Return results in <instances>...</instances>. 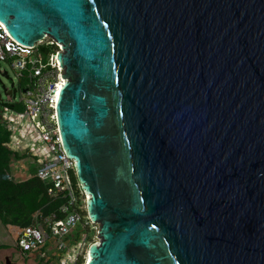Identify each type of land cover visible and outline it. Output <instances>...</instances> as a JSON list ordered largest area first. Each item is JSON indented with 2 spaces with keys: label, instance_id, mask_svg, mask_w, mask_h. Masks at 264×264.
<instances>
[{
  "label": "water",
  "instance_id": "1",
  "mask_svg": "<svg viewBox=\"0 0 264 264\" xmlns=\"http://www.w3.org/2000/svg\"><path fill=\"white\" fill-rule=\"evenodd\" d=\"M0 23L60 45L86 264H264V0H0Z\"/></svg>",
  "mask_w": 264,
  "mask_h": 264
},
{
  "label": "built area",
  "instance_id": "2",
  "mask_svg": "<svg viewBox=\"0 0 264 264\" xmlns=\"http://www.w3.org/2000/svg\"><path fill=\"white\" fill-rule=\"evenodd\" d=\"M41 44L43 40L31 47L19 44L0 23V62L9 63L18 82L26 78L24 84H14V96L0 99V124L8 132L4 145L19 157L30 158L34 176L55 204L46 213L36 210L13 240L32 264H86L88 246L97 243V225L88 219L87 196L76 180L73 161L62 149L56 123L63 83L56 60L60 45L55 43L58 50L44 57L38 48Z\"/></svg>",
  "mask_w": 264,
  "mask_h": 264
},
{
  "label": "trees",
  "instance_id": "3",
  "mask_svg": "<svg viewBox=\"0 0 264 264\" xmlns=\"http://www.w3.org/2000/svg\"><path fill=\"white\" fill-rule=\"evenodd\" d=\"M38 48L44 57L58 50L50 38ZM25 82L26 78H19V83ZM7 140L8 132L0 124V222L14 239L30 224L36 210L43 209L46 213L55 204L48 200L44 185L34 176L30 158L10 152L4 145ZM16 160L25 161L26 167L22 169L19 164H15Z\"/></svg>",
  "mask_w": 264,
  "mask_h": 264
},
{
  "label": "crops",
  "instance_id": "4",
  "mask_svg": "<svg viewBox=\"0 0 264 264\" xmlns=\"http://www.w3.org/2000/svg\"><path fill=\"white\" fill-rule=\"evenodd\" d=\"M24 169L25 166H20ZM0 264H32L16 248L13 238L0 222Z\"/></svg>",
  "mask_w": 264,
  "mask_h": 264
},
{
  "label": "rangeland",
  "instance_id": "5",
  "mask_svg": "<svg viewBox=\"0 0 264 264\" xmlns=\"http://www.w3.org/2000/svg\"><path fill=\"white\" fill-rule=\"evenodd\" d=\"M48 38H45L43 40V42H45ZM3 70L7 73V76L8 78H5L1 73L3 72ZM11 81L14 82L15 85H18V84H21L18 82V79L15 75V73L13 72V70L11 69L10 65L8 62H0V92H1V100L5 98V94L3 93L2 89H1V86L2 84H4L5 86H8ZM22 85V84H21ZM27 157V156H25ZM23 159V158H21ZM21 162L23 163V166L26 167V162L21 160ZM21 162L19 163L17 160H16V163L15 164H21ZM20 166V165H19ZM22 166V165H21Z\"/></svg>",
  "mask_w": 264,
  "mask_h": 264
},
{
  "label": "bare ground",
  "instance_id": "6",
  "mask_svg": "<svg viewBox=\"0 0 264 264\" xmlns=\"http://www.w3.org/2000/svg\"><path fill=\"white\" fill-rule=\"evenodd\" d=\"M57 89V88H56ZM56 93H57V91H56Z\"/></svg>",
  "mask_w": 264,
  "mask_h": 264
}]
</instances>
